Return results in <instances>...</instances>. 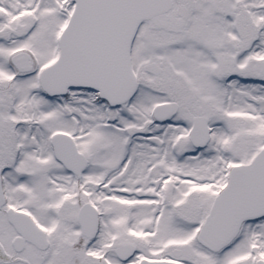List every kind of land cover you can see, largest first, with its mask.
<instances>
[{
    "label": "snow or ice",
    "instance_id": "6c2138e0",
    "mask_svg": "<svg viewBox=\"0 0 264 264\" xmlns=\"http://www.w3.org/2000/svg\"><path fill=\"white\" fill-rule=\"evenodd\" d=\"M0 264H264V0H0Z\"/></svg>",
    "mask_w": 264,
    "mask_h": 264
}]
</instances>
